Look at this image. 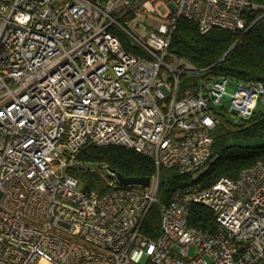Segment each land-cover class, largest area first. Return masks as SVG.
<instances>
[{
	"label": "built area",
	"instance_id": "built-area-1",
	"mask_svg": "<svg viewBox=\"0 0 264 264\" xmlns=\"http://www.w3.org/2000/svg\"><path fill=\"white\" fill-rule=\"evenodd\" d=\"M159 1L0 0V264H264V165L208 188L192 183L221 120H247L264 86L225 76L185 83L202 71L169 51L180 18L200 34L246 32L264 6L170 0L157 29L132 32L129 16L153 15ZM86 146L149 158L152 190L121 186L108 170L103 191H82L69 169ZM160 169L192 182L161 202ZM156 205L150 239L141 227ZM195 205L212 229L190 226Z\"/></svg>",
	"mask_w": 264,
	"mask_h": 264
},
{
	"label": "trees",
	"instance_id": "trees-1",
	"mask_svg": "<svg viewBox=\"0 0 264 264\" xmlns=\"http://www.w3.org/2000/svg\"><path fill=\"white\" fill-rule=\"evenodd\" d=\"M251 1L264 6V0ZM256 17V14L249 16V23ZM169 51L183 65L202 71L186 77L185 83L225 76L236 81L258 82L264 86V19L255 21L246 32L231 33L213 29L200 34L193 23L180 18L172 32ZM263 137L264 111H254L247 120L239 124L222 119L212 133L211 158L200 169L203 171L193 182L188 176L179 175L173 170H159L160 201L166 202L173 191L191 182L201 188H208L219 178L235 180L241 170L257 162L264 165V147L255 149L230 145L234 141L249 142ZM75 161L77 165L70 168L69 173L79 180L82 191L105 189L104 180L90 171L89 166L95 164L124 178L150 179L155 173L149 158L120 146H86L78 153ZM158 222L159 207L156 205L148 211L142 223V233L150 239H156L159 234ZM189 224L201 231L214 227L211 213L197 205L191 209Z\"/></svg>",
	"mask_w": 264,
	"mask_h": 264
},
{
	"label": "rangeland",
	"instance_id": "rangeland-1",
	"mask_svg": "<svg viewBox=\"0 0 264 264\" xmlns=\"http://www.w3.org/2000/svg\"><path fill=\"white\" fill-rule=\"evenodd\" d=\"M170 0H160L158 3V5L156 6L155 5V9L157 11V13L153 14V15H141V16H129V20L130 22L132 23L131 24V31H135V27H137V31H141V32H144V31H147L148 29H152V30H155L157 29V27L159 26V24L162 23V21L160 20V18L158 17V13H160L161 15L165 14L167 12L166 8L164 7L167 2H169ZM227 106H229V103L228 102H225L223 101ZM264 111V102H263V98L260 99L258 102H257V107L255 109V112L257 113H262ZM226 119H228L229 121H233L235 120V117L233 115H230V114H226L225 115ZM68 160L66 159L65 160V163H67ZM72 165H77L76 161H74L72 163ZM51 168L52 169H55L58 164L56 163H51L50 164ZM72 166V167H73ZM90 168V171L99 175V177H101L103 180H104V183L105 185L111 181L110 179V176H109V172L108 170L103 167V166H99L97 164L93 165V166H89ZM65 168L57 171L58 174H63L65 172ZM203 171L202 170H199L198 172H196L194 174V176H198L201 172ZM81 183H80V186H79V189H81ZM152 188L151 186H149L147 189H142L141 192H149L151 191ZM189 255L191 256L192 255V250L189 251Z\"/></svg>",
	"mask_w": 264,
	"mask_h": 264
},
{
	"label": "water",
	"instance_id": "water-1",
	"mask_svg": "<svg viewBox=\"0 0 264 264\" xmlns=\"http://www.w3.org/2000/svg\"><path fill=\"white\" fill-rule=\"evenodd\" d=\"M231 50V49H230ZM229 50V51H230ZM228 51V52H229ZM227 52V53H228ZM227 53L223 56V58L227 55ZM223 58L221 60H223ZM229 91V90H227ZM225 99L229 100L228 97H225ZM231 146H237L240 148H262L264 147V137L263 138H258L249 142H244V141H234L230 143ZM115 178L117 180V183L121 186H140L143 188L148 187L149 185V178H124L118 173H114Z\"/></svg>",
	"mask_w": 264,
	"mask_h": 264
}]
</instances>
